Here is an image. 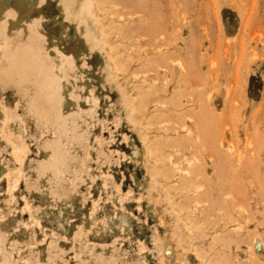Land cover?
Listing matches in <instances>:
<instances>
[{"label":"rangeland","instance_id":"1","mask_svg":"<svg viewBox=\"0 0 264 264\" xmlns=\"http://www.w3.org/2000/svg\"><path fill=\"white\" fill-rule=\"evenodd\" d=\"M58 10L0 0L8 259L264 264V0H71L78 31ZM14 53L48 71L14 79ZM65 56L80 71L58 67V90L74 88L61 100ZM46 148L60 151L50 167Z\"/></svg>","mask_w":264,"mask_h":264},{"label":"bare ground","instance_id":"2","mask_svg":"<svg viewBox=\"0 0 264 264\" xmlns=\"http://www.w3.org/2000/svg\"><path fill=\"white\" fill-rule=\"evenodd\" d=\"M70 1H71V0H57V5H58V8H59L60 12L63 14V18H65L66 20H68V21L74 26V28L78 31V28H79L78 23L75 22V21L73 20V14H71L70 11H69V8H70ZM85 7H86V12L88 13L89 10H88V8H87L86 5H85ZM59 10H58V11H59ZM62 10H64L65 13H63ZM70 15H72L71 18L69 17ZM21 22H22V21H21ZM22 23H24V22H22ZM26 24H27V23H26ZM22 26H23V25H22ZM26 26H28V25H26ZM32 27H33V26H32ZM24 28H26V27H24ZM29 28H30V27H29ZM64 29H65V28H63V30H64ZM34 30H35V28H34ZM82 31H83V30H82ZM36 34H37V33H36ZM38 34H40V33L38 32ZM33 35H34V33H33ZM37 36H38V35H37ZM89 36H90V33H89L87 30L84 29V31H83V33H82V38H83L84 42H85V43L88 45V47L91 48V49H92V48H97V47H98V44L95 42V40H92V39L90 40V37H89ZM47 37H48V36H47ZM38 38H39V37H38ZM28 39H29V38H28ZM30 39H31V38H30ZM34 39H35V38H34ZM42 41H43V40H41V42H42ZM23 44H24V43H23ZM36 45H37V43H36ZM87 45H86V46H87ZM18 47H19V45H18ZM56 47H57V46H55V49H56ZM19 48H20V47H19ZM24 48H25V47H24ZM48 48H49V47H48ZM27 49H28V48H27ZM39 49H40V48H39ZM51 49H52V48H51ZM55 49H54V46H53V49H52V50L55 51ZM22 50H26V49H22V48H21V50H19V51H21V52H19V55H20L21 53L24 54L25 51L22 52ZM43 50H44V49H43ZM57 51H58V50H56V52H57ZM30 52H31V51H30ZM3 53H4V52H3ZM8 53H9V52H8ZM17 53H18V52H17ZM43 53H44V52H43ZM58 53H59V52H58ZM6 54H7V53H6ZM6 54H5V55H6ZM29 54H30V53H29ZM39 54H40V51H39ZM39 54H36V55L32 54V57H35V56L38 57ZM60 54H61V53H60ZM63 54H64V53H63ZM30 55H31V54H30ZM33 55H34V56H33ZM41 55H42V54H41ZM48 55H49V54H47V56H48ZM14 56H17V55L14 53ZM20 56H21V55H20ZM49 56H50V58H51V55H49ZM54 56H55V55H54ZM6 57H7V55H6ZM29 57H31V56H29L27 53H25V55H24V60L22 59L23 57L20 58L19 56H17L18 60H13V61H12V65L15 66V70H16V72H17L18 74L16 73V75H11V76H13V78H14L15 76H17L18 79H19V76H23V79H24V76H27L26 79L29 78V77L31 76V78L33 79L32 82L34 83V78L32 77V75H35V74H36V73H35L36 70H35V68H34V65H32V64H33V63L36 64V63L39 62L38 65H39V64L42 65L41 63H44V62H42L41 59H39L41 62H40V61H37V60H36V62H33V60L31 61V60H30L31 58H29ZM39 57H40V55H39ZM65 57H66V56H65ZM8 58H9V57H8ZM10 58H11V56H10ZM17 58H16V59H17ZM19 58H20L21 60H19ZM66 58H68V57H66ZM54 59H55V58H54ZM58 59H59V58H58ZM69 59H70V60L72 59V62H67ZM83 59H84V58H83ZM65 60H66V59H65ZM65 60H64V61H65ZM68 60H66L67 63H60L58 66H57V65H54L55 68H53V67H54V66H53V62H51V63H52V66H53V67L51 66V67L53 68L52 70L55 71L56 67H57V68H58V67L61 68L60 66H62V69H63V70H66L67 67H68L66 64H68V63H69V64H70V63H74V62H75V58L73 59V57L71 58V56H70V58H68ZM70 60H69V61H70ZM73 60H74V61H73ZM19 61H20V62L22 61L21 64H18ZM34 61H35V59H34ZM53 61H54V60H53ZM55 62H57V61L55 60ZM55 62H54V63H55ZM60 62H62V61H60ZM44 64H45V63H44ZM55 64H58V63H55ZM61 64H63V65L65 64L67 67H66V66H63V65H61ZM69 64H68V65H69ZM38 65L36 64L37 68L39 67L37 73L39 74V73L43 72V74H45V73H44L45 70L42 71V70H43L42 67H41V66H38ZM36 66H35V67H36ZM47 66H48V65H47ZM69 66H70V65H69ZM74 66H75V64H74ZM74 66H73V65L70 66L71 68L73 67V69H74L73 74H72V73H71V74L74 75V77L76 76V78H77L78 75H75V74H79L78 71H80V70H79L78 67H76L78 70H75L76 68H75ZM64 67H66V69H65ZM70 67H69V69H70ZM30 68H33V69H31V72H32V73L34 72L35 74H30V75H29V71H28V70H30ZM59 68H58V69H59ZM73 69H72V70H73ZM32 70H34V71H32ZM49 70H50V69H49ZM59 70H61V69H59ZM59 70L56 69V71H57V73L55 72L56 74H55L54 72H52L53 74L51 73V74H52V77H51V78H54V79L51 80V81H53V82L51 83V86H53L54 88H56L59 84H61V85L58 86V87H61V86H62V83H63V85H64V82H62V80H60L61 78H59V76H61V75L63 76V73H64V72H63V70H61V71H59ZM47 71H48V69L46 68V71H45V72H47ZM68 71H69V70H68ZM75 71H76V73H75ZM59 72H61V73H59ZM69 72H70V71H69ZM71 72H72V71H71ZM77 72H78V73H77ZM58 73H59V76H58ZM67 73H68V72H67V70H66V78H67ZM74 73H75V74H74ZM41 74H42V73H41ZM54 74L56 75L55 77L58 76L59 81H61V83H57V82H59V81H57V80H56L57 82L55 81V79H58V78L53 77ZM71 74H69V75H71ZM18 75H19V76H18ZM45 76H47V75H45ZM45 76H43L42 78H44ZM40 77H41V76H40ZM49 77H50V75L48 76L47 79H49V82H51ZM70 77H72V76H70ZM74 77L71 78V79H68V80H71L70 83L76 79V78L74 79ZM20 78H21V77H20ZM62 78L64 79V78H65V75H64V77H62ZM14 79H15V78H14ZM18 79H17V80H18ZM23 79H22V81H24ZM32 79H31V80H32ZM44 79H45V78H44ZM44 79H43V83H44ZM47 79H46V80H47ZM72 79H73V80H72ZM19 80H20V79H19ZM29 80H30V79H29ZM29 80H28V81H29ZM39 80H40V78H39ZM25 81H26V80H25ZM36 81H38V79H36ZM54 81H55V82H54ZM14 82H15V81H14ZM19 82H20V81H19ZM23 83H24V82H23ZM29 83H30V81H29ZM33 83H32V84H33ZM40 83L42 84V80H41V82L39 81L38 84H40ZM70 83H68L69 86H70ZM72 83H73V82H72ZM72 83H71V85H72ZM19 84H20V83H19ZM30 84H31V83H30ZM30 84H29V85H30ZM47 84L49 85V83L46 81V82H45V85H47ZM56 84H57V86H55ZM20 85H22V83H21ZM33 85L36 86L35 84H33ZM33 85H31V86H33ZM36 87H38V86H36ZM40 87H41V86H40ZM58 87H57V89H55V91L53 90L52 87H50V90H51V88H52V91H53V92H52V91H51V92L54 94V93L56 92V90H58ZM63 87H64V86H63ZM65 87H66V86H65ZM65 87L62 88V90L59 88L60 91L58 90V92H61V91H62V92L64 93L66 90H68V91L71 92V90L73 91V89H74L72 86H70L69 89H68V87H66V90H65ZM71 87H72L73 89H71ZM25 88H26V87H25ZM34 88H35V87H34ZM34 88H33V89H34ZM42 88H44L45 90L42 89ZM48 89H49V87H48ZM35 90H36V88L34 89V93H36V91H37V90H36V91H35ZM38 90H40V88H39ZM41 90H42V91L39 92V93L45 92V93H47V94H45V93H44V94H45V95H48L46 98H51V97H49V95H51V94H50L49 92H46V91H48V90L46 89V87H41ZM50 90H49V91H50ZM74 91H75V90H74ZM62 92H61V95L63 94ZM70 92H69V93H70ZM37 93H38V92H37ZM44 94H42V95L44 96ZM57 94H58V93H57ZM66 94H67V95H66ZM34 95H36V94H34ZM34 95H33V96H34ZM37 95H38V94H37ZM37 95H36V96H37ZM42 95H41V96H42ZM59 95H60V93H59L57 96H58L59 99H61V100H62V98L64 99V98H67V97L71 96L70 94H68V92H66L65 94H63L64 97H61V98H60ZM63 95H62V96H63ZM65 95H66L67 97H66ZM74 95H75V93L73 92L72 97L68 98V99H69L68 101H70V99H71V102H72V101H73L72 99H74V98L76 97V95H75V97H74ZM57 96H55V97H57ZM52 97L54 98V96H52ZM32 98H33V97H32ZM33 99H34V98H33ZM56 99H57V98H56ZM45 100H46V99H45ZM48 101H49V100L47 99V102H48ZM65 101L68 102L67 99H65ZM59 102H60V100H59ZM57 103H58V102H57ZM60 103H61V102H60ZM49 104H50V103H49ZM64 104H65V103H62V105H64ZM67 104H69V103H67ZM32 105H33V102H32ZM53 105H54V104H53ZM57 105L60 106L59 104H57ZM32 107H33V106H32ZM34 107H35V109H36V106H34ZM49 108H50V107H49ZM53 108H54V107H53ZM55 109H56V108H55ZM60 109H61V108H60ZM60 109H59V110H60ZM37 110H38V109H37ZM37 110H36V111H37ZM51 110H52V109H51ZM33 111H34V113L36 112L35 110H33ZM57 111H58V110H57ZM36 113H38V112H36ZM48 114H49V113H48ZM55 114H56V116L54 115V117L56 118V117L58 116V115H57L58 113H55ZM61 114H64V115H65V113H61ZM36 115H37V114H36ZM49 115L51 116L52 114H49ZM49 115H47V116H49ZM66 115H67V114H66ZM37 117H38V116H37ZM55 118H54V119H55ZM62 118H65V117L62 116V117H61V121L64 120V119L62 120ZM44 119H45V118H44ZM51 119H52V122H56V121H53V118H52V117H51ZM55 120H56V119H55ZM58 120H59V119H58ZM45 121H47V120H45ZM63 124H65L64 126L67 127V124H66L65 121H63ZM66 127L63 128V126H60V128H62V129H60V130H63V132H65V131H66V129H65ZM61 132H62V131H61ZM53 141H54V140H53ZM55 143H56V142H55ZM55 143H54V147L56 148ZM17 146H18V145H17ZM17 146H16V147H17ZM48 146H50V145L48 144ZM48 146H47V147H48ZM52 146H53V145H52ZM13 147H14V146H13ZM16 147H15V148H16ZM19 147H21V146H19ZM19 147H17V149H19ZM50 147H51V146H50ZM54 147H53V148H54ZM58 147H60V146H58ZM17 149H15V151H16ZM47 149H49V148H46V150H47ZM52 150H53V149H52ZM49 151H50V152H49ZM49 151H48V152H49L48 154H49L50 156H51V155H52V156H51V158L49 159L50 162L48 161V165H47V167H48V166L50 167V165H52V163L55 164V163L57 162V159L59 160V157H58L57 155H55V153L57 154L58 150H57V152H54V151H56V150L52 151L53 154L51 153V150H50V149H49ZM17 152H18V151H17ZM21 152H22V151H21ZM58 153H60V151H59ZM19 155H20V154H19ZM58 155H59V154H58ZM238 155H239V154H238ZM54 156H55V157H54ZM52 157L54 158V161H56V162H52V161H51ZM57 157H58V158H57ZM56 158H57V159H56ZM238 158H239V157H238ZM19 159H20V156H19ZM55 159H56V160H55ZM239 159H240V158H239ZM49 164H50V165H49ZM47 169H49V168H47ZM168 249H170V248H168ZM161 252H162V251H161ZM172 252H173V251H172ZM170 259H172V258H170ZM0 264H15V263H12V262L8 259V257L4 254V251L2 250L1 246H0Z\"/></svg>","mask_w":264,"mask_h":264}]
</instances>
